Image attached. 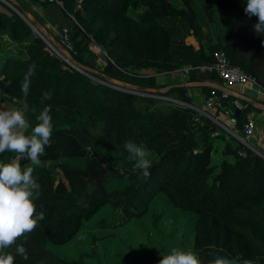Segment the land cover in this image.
I'll list each match as a JSON object with an SVG mask.
<instances>
[{
    "label": "trees",
    "instance_id": "1",
    "mask_svg": "<svg viewBox=\"0 0 264 264\" xmlns=\"http://www.w3.org/2000/svg\"><path fill=\"white\" fill-rule=\"evenodd\" d=\"M24 1L11 3L27 14ZM58 1L72 20L71 60L83 73L58 58L14 11L0 12V103L23 110L21 84L35 64L25 118L35 126L50 106L53 125L42 166L20 161L34 168L42 194L33 203L45 218L4 249L14 264H86L99 238L85 230L102 211L120 213L111 222L117 228L144 215L160 220L166 206L193 215V251L201 264H217L208 251L264 263V159L192 108L187 87L157 83L160 75L188 69V83L220 85L208 68L213 53L222 51L264 90V33L254 31L257 18L244 12L247 0ZM91 45L103 54L102 69ZM200 88L206 96L221 91ZM171 95L177 102L156 97ZM235 121L242 137L245 113ZM128 141L149 150V176L129 159ZM216 141L222 144L217 160ZM15 155L0 153V163ZM19 244L27 259L16 254Z\"/></svg>",
    "mask_w": 264,
    "mask_h": 264
},
{
    "label": "clouds",
    "instance_id": "2",
    "mask_svg": "<svg viewBox=\"0 0 264 264\" xmlns=\"http://www.w3.org/2000/svg\"><path fill=\"white\" fill-rule=\"evenodd\" d=\"M244 12L257 18L254 31L264 33V0H247ZM35 69V64L29 66L21 84L23 110H0V153L16 154L10 162L0 163V264H14V256L4 249L15 244L25 233H31L45 218L43 211L37 213L33 203L42 194L40 184L33 177L34 168L29 165L22 168L20 164L22 159H27L31 165L42 166L40 157L45 154V147L50 146L53 129L50 106L44 107L36 117L35 126L25 118L24 113L28 110L26 98ZM124 147L129 159L135 161V168L145 177L149 176L152 167L149 150L143 144L131 141ZM15 252L24 259L28 258L23 244L17 245ZM159 264H201V261L194 251L173 248L170 254L162 256Z\"/></svg>",
    "mask_w": 264,
    "mask_h": 264
},
{
    "label": "rangeland",
    "instance_id": "3",
    "mask_svg": "<svg viewBox=\"0 0 264 264\" xmlns=\"http://www.w3.org/2000/svg\"><path fill=\"white\" fill-rule=\"evenodd\" d=\"M11 1L0 0V10L7 12L6 9L8 8L16 14H20ZM25 4L30 13L24 15L26 20L37 26V30L43 36H46L49 42L58 44L57 36L51 34L53 40L50 39L42 26L38 24L37 17H40L42 20L44 19L43 21L52 22L53 27L56 28V32L64 23L59 24L58 21L56 22V17H52L55 20H48L46 18L48 15L47 9L36 6L30 0ZM48 7L53 6L48 4ZM52 14L57 16V18L62 17V22L66 23L63 25L64 27H71L72 20L65 16L59 7L55 8V12H52ZM50 33H52V30H50ZM92 46H90V50L96 55L94 62L98 69H102L106 64L103 54L97 47ZM111 83L124 90L136 91V88L122 82L113 81ZM156 97L165 103L166 101L177 102L175 96L172 95L169 97ZM164 106H167V104ZM220 158L221 150L219 147L218 152L214 155V159ZM159 204L161 205V203ZM161 214L160 218L162 219L160 220H154L151 216L144 215V219H128L124 226L114 228L115 226L111 223L113 222V216H120V213L110 209L102 211L85 230L90 235H96L97 238L101 239L102 237L103 239L97 242L98 239L93 245H90L92 248L96 247L95 253L86 264H152L155 261L159 264L162 256L170 254L173 248L183 251H193V215L186 211L170 209L167 206L162 209Z\"/></svg>",
    "mask_w": 264,
    "mask_h": 264
},
{
    "label": "crops",
    "instance_id": "4",
    "mask_svg": "<svg viewBox=\"0 0 264 264\" xmlns=\"http://www.w3.org/2000/svg\"><path fill=\"white\" fill-rule=\"evenodd\" d=\"M53 7H46L48 15L46 18L49 20H55L52 17H56V22L58 21L59 24H66L65 22H62V17L57 18V16H54L52 12H55V8L59 7L55 4H51ZM57 6V7H56ZM60 8V7H59ZM62 11V9L60 8ZM57 11V10H56ZM0 12L7 13L4 10H0ZM63 12V11H62ZM51 13V14H50ZM59 15V14H58ZM44 20V19H43ZM45 26H42L44 29L46 35L50 37V39L53 40L51 37V34L58 37L59 29L56 32V28L53 27L52 22L44 21ZM62 24V26L64 25ZM50 30H52V33H50ZM189 43H194V40L192 38L188 39ZM158 84H167L171 86H183L187 87V95L192 101V108L197 110L200 114L204 110V99L206 97V94L203 93L201 90V86H211L218 88L221 91L227 92L232 98H237L240 100L241 103L248 102L252 105L253 109H250L249 112L252 114V117L255 121V132L250 140V147L254 153L257 155L264 157V95L260 89V87L256 85L248 84L244 87H226L223 84L216 85V84H209V83H188L187 82V75L184 74V70L182 72L173 73V74H164L160 75L157 78ZM170 87V86H169ZM169 87L165 89H161L160 92L166 91L169 89ZM222 104V103H221ZM229 103L227 104L229 108ZM228 108H222V107H216L209 111H207V115L210 120H212L214 123H216L224 132H226L228 135L235 137H240L236 131V121L233 116H230V112ZM11 109V106H9L6 103H0V110H8ZM206 117V116H205ZM220 147H222V144L219 141L215 142V148L218 150Z\"/></svg>",
    "mask_w": 264,
    "mask_h": 264
},
{
    "label": "built area",
    "instance_id": "5",
    "mask_svg": "<svg viewBox=\"0 0 264 264\" xmlns=\"http://www.w3.org/2000/svg\"><path fill=\"white\" fill-rule=\"evenodd\" d=\"M18 1H23V0H18ZM37 2L40 4H45L47 2H54L60 7L62 6L61 2H59L58 0H37ZM58 36H59L58 45L61 47L62 52H58L50 44L47 43L46 44L58 58H60L70 67L75 68L70 56L74 48V44L71 39L70 29L67 27H62L59 31ZM213 59H214L213 66L208 69L215 71L217 77L224 86L244 87L248 84L258 86L252 77L245 74L240 68L231 65L229 59L227 58L224 52L215 51L213 53ZM205 69L207 68H202V70ZM184 74L188 75V69H184ZM261 91L264 95V90L261 89ZM225 102L232 105L236 110L245 113V121L242 128V137H237V139L246 147L251 149L249 143L255 132V121L254 118L252 117V114L249 112V110H246V106L243 103H241L239 99L232 98L225 91H220V92L213 91L208 96L205 97L204 110L202 111L201 114L208 117L207 111L219 107L221 103H225ZM239 154L241 156H244V153L240 152Z\"/></svg>",
    "mask_w": 264,
    "mask_h": 264
},
{
    "label": "water",
    "instance_id": "6",
    "mask_svg": "<svg viewBox=\"0 0 264 264\" xmlns=\"http://www.w3.org/2000/svg\"><path fill=\"white\" fill-rule=\"evenodd\" d=\"M31 28L32 30L47 44H50L56 51L58 52H62L61 47L58 44H53L51 42H49L46 38V36H43L37 29L38 27L35 26L34 24L28 22L25 18V14H18ZM72 63L74 64V69H76L77 71L80 72H85V69H83L82 67H80V65H78L77 63H75L74 61H72ZM111 82V80H108ZM229 109L233 112L234 114V118H237V116L240 114V111L236 110L232 105H229ZM264 159V157H262ZM207 254L212 257L214 259V261L217 264H264L263 261H259V262H242L240 261L239 258L236 259H231L227 254H220L217 252H211L208 251Z\"/></svg>",
    "mask_w": 264,
    "mask_h": 264
}]
</instances>
